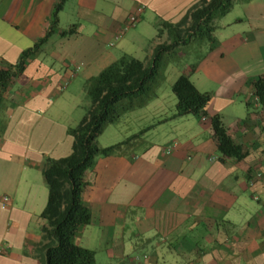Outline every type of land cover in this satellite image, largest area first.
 Wrapping results in <instances>:
<instances>
[{
	"label": "crops",
	"instance_id": "obj_1",
	"mask_svg": "<svg viewBox=\"0 0 264 264\" xmlns=\"http://www.w3.org/2000/svg\"><path fill=\"white\" fill-rule=\"evenodd\" d=\"M58 1L0 0V67L45 37L0 103V264H39L33 249L47 200L40 163L71 152L66 129L79 119L85 81L123 53L136 58V44L148 43L138 57L148 60L166 40L165 31L156 38L158 25L177 22L196 0H66L54 19ZM241 4L243 16L216 20L193 72L216 84L205 90L207 120L173 117L157 95L114 122L140 120L122 138L147 130L134 154L97 157L86 172L91 222L74 242L95 260L89 243L98 230L108 264H264V104L251 84L264 74V0ZM137 5V23L115 38ZM176 73L192 75L185 61ZM225 111L223 124L246 153L239 160H220L216 150L209 117L225 121Z\"/></svg>",
	"mask_w": 264,
	"mask_h": 264
},
{
	"label": "trees",
	"instance_id": "obj_2",
	"mask_svg": "<svg viewBox=\"0 0 264 264\" xmlns=\"http://www.w3.org/2000/svg\"><path fill=\"white\" fill-rule=\"evenodd\" d=\"M65 1L59 0L54 6V19ZM248 1L196 0L177 22L158 25L156 38L165 31L166 40L154 45L148 60L123 53L85 81L84 94L88 104L83 106L84 114L79 121L66 129L72 137L71 152L60 158L43 156L40 163L47 200L39 215L44 221L40 228L41 238L33 249V256L39 264H96L94 251L74 242L78 228L91 222V212L82 201L88 184L86 172L91 170L97 157L134 154L142 144V134L147 128L108 146L97 143L98 135L123 114L145 106L157 96L163 67L168 61L179 59L178 49L193 43L201 47L212 42L216 20L224 16L234 3ZM44 39L23 50L15 63L0 67V103L4 91L22 73L27 59ZM194 67L195 64L189 65L190 71ZM251 84L258 103L264 104V74L252 79ZM171 91L176 98L173 117L186 114L206 116L210 94L198 91L187 73L176 77ZM209 122L219 159L223 160V156L235 160L243 158L246 153L230 137L219 114L211 115Z\"/></svg>",
	"mask_w": 264,
	"mask_h": 264
},
{
	"label": "rangeland",
	"instance_id": "obj_3",
	"mask_svg": "<svg viewBox=\"0 0 264 264\" xmlns=\"http://www.w3.org/2000/svg\"><path fill=\"white\" fill-rule=\"evenodd\" d=\"M247 11V10H246ZM245 10H243V6L241 3L237 2L234 3V5L232 6V8L221 18H219L220 23L223 22H228L231 19L235 18L236 16H243L246 13ZM207 45V44H206ZM144 50H140L139 45H135V47H133L132 54H136L135 56L138 57H143V55H145V50H147L148 47V43H144L143 44ZM206 50L207 48H205V46L199 47L198 44L193 43L190 44L188 46H183L182 48L178 49V51L176 52V54H180L179 59H175V60H170L168 61L167 65H170L166 68V72H165V78H160V84L157 87V95H159L160 97V101L162 102V104H164L166 111L167 112H173L175 111V103H176V98L174 96V94L171 91V85L174 82V80L176 79V77L180 74L176 73L175 74V70H182V65L184 63V61L191 65V64H195L194 69L191 71L190 75L191 77H189V79L191 80V82H195L194 86L196 87V89L200 92H206L205 90L209 91V90H214L216 88V84L206 81L205 79H201V75L200 73H193L195 68L197 67V64L201 62L202 60V55L206 54ZM178 74V75H177ZM192 82V83H193ZM209 93V92H207ZM175 100L174 103H172L171 99ZM81 107H78L77 110L79 111V119L83 116L84 114V105L88 104V100L85 97L83 99H81ZM138 109V108H137ZM148 109V108H146ZM142 110L145 111L147 113H149V110ZM232 109H236V107L232 108ZM3 109H0V119H1V114H2ZM134 115V114H133ZM133 115L131 116H127V119L124 120V122L122 120H120V128L114 124H108L103 131L98 135L97 137V143L100 146H108L110 144L119 142L121 140H123L124 138H122V132H124L123 130H127L134 128V126H136V124L138 122H140V120H135L133 118ZM149 115V114H148ZM223 117L225 116H229L230 117V112L229 111H225L222 115ZM180 117V116H177ZM228 118L225 119V121L222 120V122L226 123L229 121ZM159 118V117H158ZM78 119V121H79ZM149 117H146L145 120H148ZM155 120V119H154ZM76 121V123L78 122ZM75 123V124H76ZM74 124V125H75ZM136 133V132H135ZM133 134V133H132ZM131 135V134H130ZM122 138V139H119ZM100 231V230H99ZM81 242H85L84 239ZM89 246H91L92 248H94L95 253H96V264H108L106 262V258L103 254V246H104V242L100 241V236H98V230H95L94 232H91V236H90V243Z\"/></svg>",
	"mask_w": 264,
	"mask_h": 264
},
{
	"label": "built area",
	"instance_id": "obj_4",
	"mask_svg": "<svg viewBox=\"0 0 264 264\" xmlns=\"http://www.w3.org/2000/svg\"><path fill=\"white\" fill-rule=\"evenodd\" d=\"M143 10V5H137L135 7V9L128 15V17L126 18V20L123 22V24L121 25L118 34L115 36V38H118L120 35H122L126 30H128L129 28L133 27L139 17H140V13ZM202 120H207L206 116H201ZM5 199V198H4Z\"/></svg>",
	"mask_w": 264,
	"mask_h": 264
}]
</instances>
